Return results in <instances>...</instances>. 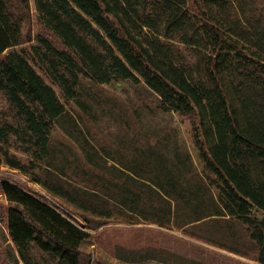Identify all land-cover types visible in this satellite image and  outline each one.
Here are the masks:
<instances>
[{
    "label": "trees",
    "instance_id": "trees-1",
    "mask_svg": "<svg viewBox=\"0 0 264 264\" xmlns=\"http://www.w3.org/2000/svg\"><path fill=\"white\" fill-rule=\"evenodd\" d=\"M35 0L37 21L57 40L38 35L31 64L9 49L24 42L28 0H0V92L20 126L0 112V143L22 139L36 161L51 160L50 137L81 78L97 84L142 81L162 108L190 120L204 175L188 154L174 162L154 148L122 163L141 188L125 186L118 203L156 221L188 223L225 216L245 227L264 264V0ZM182 48L192 62L182 60ZM18 138V139H20ZM15 169L23 166L2 153ZM183 167L186 172H182ZM9 235L27 264L32 246L57 264H81L88 234L34 193L3 181ZM173 210V211H172Z\"/></svg>",
    "mask_w": 264,
    "mask_h": 264
},
{
    "label": "rangeland",
    "instance_id": "rangeland-1",
    "mask_svg": "<svg viewBox=\"0 0 264 264\" xmlns=\"http://www.w3.org/2000/svg\"><path fill=\"white\" fill-rule=\"evenodd\" d=\"M257 6L263 3L258 0ZM28 7L24 42L6 52L15 51L33 64L29 48L38 35L58 42L38 23L35 0H28ZM181 53L182 60L193 61L189 50L182 48ZM41 75L65 108L51 133V160L38 162L30 155L21 143L14 111L0 92L1 117L17 124L20 133L0 143V184L7 181L34 193L86 232L88 238L79 248L81 264H260L256 245L235 220L221 216L188 223L193 215L180 204L177 218L160 223L151 213L130 212L116 201L127 193L128 184L143 189L121 165L142 148L156 149L169 162L177 152L186 153L191 168L204 175L190 120L165 111L159 96L142 81L97 84L81 78L77 99L69 100ZM5 151L22 170L6 163ZM7 209L0 186V264H26L9 235ZM27 264L57 261L32 246Z\"/></svg>",
    "mask_w": 264,
    "mask_h": 264
}]
</instances>
